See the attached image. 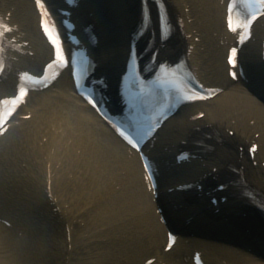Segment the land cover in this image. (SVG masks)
<instances>
[{
	"label": "bare ground",
	"instance_id": "6f19581e",
	"mask_svg": "<svg viewBox=\"0 0 264 264\" xmlns=\"http://www.w3.org/2000/svg\"><path fill=\"white\" fill-rule=\"evenodd\" d=\"M114 1L117 3L115 9L123 16L133 14L136 5L140 3L139 0ZM114 1L106 0L102 3L114 4ZM167 2L169 9L173 13H180L185 20L189 17L195 18L192 25L187 23L186 37L180 39L178 33L174 43L180 49H185L187 44L195 47L191 56L192 63L200 69L211 86L225 88L229 80L221 46L223 8L216 0ZM187 8H190V14L186 12ZM13 9V21L25 27L28 35L36 38L35 58L41 62L49 60L48 54L51 52L40 36L39 17L33 2L0 0V11L9 13ZM128 16L119 28L122 39L125 38L123 29L128 25ZM196 38H200L201 44L196 43ZM177 45L170 46V52L167 50L166 55H176L180 51ZM203 47L205 52L201 51ZM113 51L121 61L125 49H118L116 46ZM251 86L258 94L244 92L239 86H234L233 90L226 88L216 97L211 107L200 106L201 109L208 110L205 122L216 125L224 134V144L220 146L215 143V154L205 163L212 169L218 168L223 175L229 166L238 170L244 169L241 171L242 183H246L264 197V88L253 82ZM71 87L68 77L63 75L56 90L34 96L27 108L34 110L32 122L27 124L31 128L24 127L21 133L12 132V137L5 138L0 145L5 152L6 149L10 152L17 149L25 159L22 161L25 168L21 172L24 178H20L18 187V190L23 189L21 198L14 202L20 207V211H11L14 209L11 198L17 196V184L13 187L6 185L0 190V214L12 216L15 221V227L11 229L0 225V264H143L150 255L164 259L167 263H170V259L174 262L172 256L182 257L187 249L179 245L173 254H163L159 250V244L153 251L149 249L147 240L153 239L159 243L164 231L159 224V217L155 214V205L143 198L140 192L133 190L134 185L126 186L128 179L120 177V168L115 167L113 162L108 163L113 160L110 157L112 149L119 146V143L111 134H108L111 137L108 140L112 145L105 139L101 143L98 138L101 134L95 131L93 125L96 117L87 106L83 107V102L70 96ZM38 107L42 111H38ZM191 110L194 109L185 111L180 118L173 120L168 133L178 139H185L184 126ZM52 118L73 135L72 139L77 136L76 139L79 138L82 145L68 146L66 140L60 137H56L53 143L54 138L50 137V147L45 144L43 148L38 146L28 150L37 138L41 141V136H51L42 133L45 131L42 124ZM230 131L236 132L234 138L228 136ZM13 138L16 143L10 148L9 143L13 142ZM90 140L94 146L87 147L86 142ZM22 144L25 145L23 150L20 148ZM256 144L258 151L255 154V163L258 165L255 167L249 152H241L240 149H249ZM78 150L81 154L77 153ZM209 170L206 172H210ZM114 182L124 188L122 194L113 187ZM47 187L55 201L52 203L59 211L44 196L42 190ZM233 193L236 198L233 202L235 218L226 215L225 221L219 219V224L228 233L230 242L227 245L213 241L210 244L214 248L213 255L208 262L264 264V260L259 261L264 258V216L253 208L251 201L242 197V192L233 190ZM244 210L252 212V216L240 224L239 216ZM141 213L146 214L145 218L139 217ZM132 214L136 218H131ZM219 224L216 226L213 223V229L218 230ZM177 226H173L174 230ZM33 227L35 232H32L35 230ZM135 234H138V238H135ZM240 245H246L257 255Z\"/></svg>",
	"mask_w": 264,
	"mask_h": 264
},
{
	"label": "snow or ice",
	"instance_id": "6c2138e0",
	"mask_svg": "<svg viewBox=\"0 0 264 264\" xmlns=\"http://www.w3.org/2000/svg\"><path fill=\"white\" fill-rule=\"evenodd\" d=\"M262 2H264V0H262ZM37 3L39 4L40 3V0H37ZM229 27L233 31H236L237 30V29H232L231 28V21L229 22ZM47 31H48V29L45 28V32L46 33H47ZM49 39H50V42L53 44V46L56 48V51L58 53L57 58L58 59H64L62 56L59 55V53L62 52V46L59 44L58 39H53L51 35H49ZM235 55H236V53H235V51H233L232 52V57L229 60V63L232 64L233 66L235 65V59H234L235 58ZM129 143H131V141H129ZM133 146H135V145H133Z\"/></svg>",
	"mask_w": 264,
	"mask_h": 264
},
{
	"label": "rangeland",
	"instance_id": "374dc122",
	"mask_svg": "<svg viewBox=\"0 0 264 264\" xmlns=\"http://www.w3.org/2000/svg\"><path fill=\"white\" fill-rule=\"evenodd\" d=\"M42 192H43V190H42ZM33 229H35L34 227H33ZM31 231H32V228H31ZM36 231V229L35 230H33L32 232H35Z\"/></svg>",
	"mask_w": 264,
	"mask_h": 264
}]
</instances>
